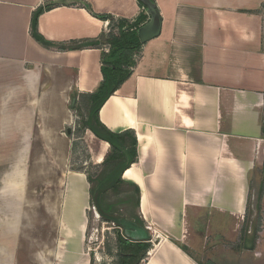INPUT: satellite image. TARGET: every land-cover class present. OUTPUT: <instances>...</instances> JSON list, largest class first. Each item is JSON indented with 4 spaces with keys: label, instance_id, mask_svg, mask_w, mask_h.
<instances>
[{
    "label": "crops",
    "instance_id": "0c3cea01",
    "mask_svg": "<svg viewBox=\"0 0 264 264\" xmlns=\"http://www.w3.org/2000/svg\"><path fill=\"white\" fill-rule=\"evenodd\" d=\"M49 4L35 25L44 46L31 20ZM154 4L159 34L141 42L129 76L97 116L110 131L132 130L137 139L136 159L121 174L139 188V223L127 237L151 243L147 264H199L186 243L190 214L241 217L251 177L264 165V0ZM141 12L140 27L150 14L137 0H0V264H42L23 231L27 198L39 188L31 166L44 152L55 163L57 154L64 158L65 105L74 94L89 97L103 78L106 17L132 23ZM86 131L101 163L109 144ZM76 175L74 197L85 187ZM77 223L82 245L86 223ZM70 235L55 240L51 264H89L83 251H62Z\"/></svg>",
    "mask_w": 264,
    "mask_h": 264
},
{
    "label": "rangeland",
    "instance_id": "374dc122",
    "mask_svg": "<svg viewBox=\"0 0 264 264\" xmlns=\"http://www.w3.org/2000/svg\"><path fill=\"white\" fill-rule=\"evenodd\" d=\"M88 103V97L74 94L65 105L69 122L59 128L58 136L61 140L62 134L66 141L64 158L58 160L57 154L55 163L52 154L44 152L31 166V183L39 188L34 197L27 198L23 231L31 237L27 242L40 251V257L37 255L35 260L41 258L42 264H51L55 240L67 238L68 230L71 237L62 242V251L66 249L71 256L83 251L89 264H117V234L129 238V230L134 227L135 221L125 214H121L124 219L119 223L102 219L90 202L86 175L93 177L102 166L95 157L98 143L84 128L89 117ZM77 173L82 175L85 187L82 195L79 193L74 197L71 189L80 179ZM263 179L264 168H258L251 177L247 205L241 217L209 215L205 211L190 214L186 243L191 252H196L199 264H264ZM126 195L134 197L128 184L121 185L116 194L109 190L106 201L117 203L123 209L125 204L119 201ZM75 199L78 204L74 205ZM82 218L86 229L81 245L77 240L80 224L77 222ZM65 259L68 261L69 258L66 256Z\"/></svg>",
    "mask_w": 264,
    "mask_h": 264
},
{
    "label": "trees",
    "instance_id": "16d2710c",
    "mask_svg": "<svg viewBox=\"0 0 264 264\" xmlns=\"http://www.w3.org/2000/svg\"><path fill=\"white\" fill-rule=\"evenodd\" d=\"M151 1L154 3V0ZM137 2L146 10V6L141 0H137ZM52 7V4L40 7L33 13L31 20V34L36 41L44 46H49V43L37 33L36 20L39 13ZM106 18H109L111 22L109 23V32L103 36L105 41L110 44V50L101 65L102 81L88 97L90 111L88 119L84 122V128L92 131L97 138L107 141L109 151L100 163L101 170L93 177L87 174L86 180L89 184L90 202L102 219L119 223L120 219H124L121 214H125L139 223V216L136 211L139 204V188L135 184L124 182L121 178L122 172L136 159V136L132 130L110 131L100 122L97 113L109 95L129 76L130 67L135 64L131 59L132 55L138 53L142 46L137 29L145 21L146 14L141 12L132 23L121 18L114 24L112 22L113 17L108 16ZM124 184L132 187L134 197L132 195L124 196L119 201V203L125 204V207L121 209L117 203L106 201V194L109 190L115 194L119 193L121 185ZM116 239L118 246L117 264H139L141 259L146 256L147 250L151 248V243L148 241H132L119 234H117Z\"/></svg>",
    "mask_w": 264,
    "mask_h": 264
},
{
    "label": "water",
    "instance_id": "95a60500",
    "mask_svg": "<svg viewBox=\"0 0 264 264\" xmlns=\"http://www.w3.org/2000/svg\"><path fill=\"white\" fill-rule=\"evenodd\" d=\"M147 12L150 14V20L137 30L140 42H145L159 34L161 18L155 4L151 0H141Z\"/></svg>",
    "mask_w": 264,
    "mask_h": 264
},
{
    "label": "built area",
    "instance_id": "2783aa9c",
    "mask_svg": "<svg viewBox=\"0 0 264 264\" xmlns=\"http://www.w3.org/2000/svg\"><path fill=\"white\" fill-rule=\"evenodd\" d=\"M139 264H147L146 258L141 259V261L139 262Z\"/></svg>",
    "mask_w": 264,
    "mask_h": 264
}]
</instances>
